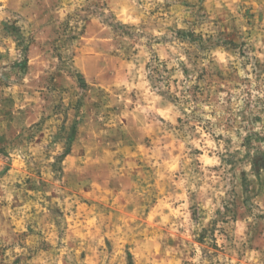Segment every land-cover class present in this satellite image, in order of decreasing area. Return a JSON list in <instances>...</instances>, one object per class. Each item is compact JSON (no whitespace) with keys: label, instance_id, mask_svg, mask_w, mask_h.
Masks as SVG:
<instances>
[{"label":"rangeland","instance_id":"374dc122","mask_svg":"<svg viewBox=\"0 0 264 264\" xmlns=\"http://www.w3.org/2000/svg\"><path fill=\"white\" fill-rule=\"evenodd\" d=\"M0 264H264V0H0Z\"/></svg>","mask_w":264,"mask_h":264},{"label":"trees","instance_id":"16d2710c","mask_svg":"<svg viewBox=\"0 0 264 264\" xmlns=\"http://www.w3.org/2000/svg\"><path fill=\"white\" fill-rule=\"evenodd\" d=\"M4 27L9 26L8 24L4 23ZM109 25H113L115 27H118V24L113 23V22H109ZM11 28V27H10ZM202 47V44H200V48ZM17 65H21V62L17 63ZM166 71V68L163 66V64H159L158 62L156 64H154L153 66H151V73L153 76V79L156 83H164L163 85H166L167 87L169 86L168 84V79L165 77L164 72ZM161 85V84H160ZM161 87V86H160ZM159 88V87H158ZM193 86H183V90H182V97L181 98H185L188 96L191 97V100L194 101L195 95L194 93H189L191 90H193ZM170 95V94H169ZM172 97V96H171ZM172 98L177 99L178 97L173 96Z\"/></svg>","mask_w":264,"mask_h":264}]
</instances>
